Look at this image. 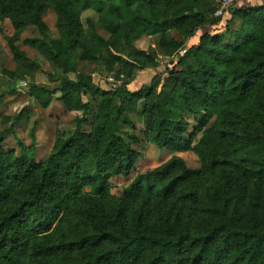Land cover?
<instances>
[{"label": "trees", "instance_id": "trees-1", "mask_svg": "<svg viewBox=\"0 0 264 264\" xmlns=\"http://www.w3.org/2000/svg\"><path fill=\"white\" fill-rule=\"evenodd\" d=\"M216 2L0 0V24L14 28L8 42L17 66L7 76L28 81L31 96L49 107L54 92L36 85L41 67L19 49L23 42L62 70L56 91L64 108L92 113L90 132L78 119L75 133L58 138L42 161L34 129L29 147H4L31 112L2 119L14 125L0 129V264H264V4L232 8L239 27L227 29L225 41L200 33L221 20ZM51 10L57 38L43 19ZM91 10L97 20L84 23ZM30 29L40 37L24 38ZM154 35L168 58L185 53L131 92L139 72L161 66L157 53L135 47ZM99 61L110 72L119 67L123 87L103 90L78 70ZM131 112L144 131L127 139ZM188 116L199 121L192 134ZM144 143L192 151L202 165L191 169L174 155L139 175L122 198L112 196L111 179L131 174L142 156L134 146Z\"/></svg>", "mask_w": 264, "mask_h": 264}, {"label": "rangeland", "instance_id": "rangeland-1", "mask_svg": "<svg viewBox=\"0 0 264 264\" xmlns=\"http://www.w3.org/2000/svg\"><path fill=\"white\" fill-rule=\"evenodd\" d=\"M254 1V0H252ZM264 2V0H259ZM215 6L218 7L217 2ZM240 6L236 7L239 8ZM231 10L226 12L219 23L215 26L206 27L200 33L204 32H218L225 41H230L231 37L226 33L227 29L235 30L239 27V21L233 19ZM88 17L95 18L97 20L98 14L96 11H88L83 15V22H86ZM44 22L47 29L51 32L52 36L57 38L58 32L56 29V15L51 10L44 16ZM100 33L105 34L102 30ZM14 34V28L9 20H5L0 24V129H9L14 123H10L3 126L1 121L5 117H14L23 111L31 112L29 121L22 122L21 125H15L14 130L6 136L4 147L7 150H15L17 153L21 150V145L29 147L32 143L31 133L35 130L36 138V160H45L52 152L54 145L58 138L67 139L70 138L76 131L77 120L85 118L86 121L83 124V129L86 132H90L92 113L83 115L82 113L68 112L62 102L60 101V94L56 91L59 82L56 79L61 78L64 74L62 70L54 67L44 57H42L37 51L26 46L23 42L18 43L19 49L27 54L32 60L37 62L41 70L36 75V85L39 88H43L49 92H54L52 102L49 107L44 108L30 93L29 82L25 81H13L6 72H11L16 69V61L11 52L8 39ZM170 36L177 37L175 32H171ZM39 34L35 30H27L24 34V38H38ZM159 35L144 36L140 41L135 44V47L139 50L149 51L157 53L161 66L155 70H147L139 72L134 80L128 85V89L131 92H137L143 86L150 85L153 78L157 75H163L173 67H177V57L179 54L185 53V50L175 54L173 58H168L158 47ZM174 61V63L172 62ZM78 70L89 74L93 82L101 89L106 91H116L123 87L125 84L124 78L118 77L119 67H116L114 72H110L104 61L97 63L82 62L78 65ZM69 77L74 79L75 74H69ZM13 90L15 92H13ZM130 117L133 121L131 127H124L122 134L128 139L126 134L140 135L144 131V126L138 113L131 112ZM190 121V131L192 134L199 126V121L191 116H188ZM213 125V124H212ZM201 136L198 135V139ZM141 154V158L138 159L134 165V169L129 176L118 177L111 179L112 184V196L122 198L124 196V189L130 185L139 175L146 174L153 171L159 166L169 161L174 155L181 157L191 169H199L201 167V161L197 155L190 151L185 153L173 154L165 150H160L157 146L151 143H144L143 146H134ZM144 185L148 186V182L144 181ZM153 206H156L155 202H152ZM165 204V203H164ZM162 204V205H164ZM165 210L170 207L164 206ZM152 208L150 207L148 221L152 222ZM187 214V211L184 212ZM184 214V217H185ZM188 215V214H187Z\"/></svg>", "mask_w": 264, "mask_h": 264}, {"label": "built area", "instance_id": "built-area-1", "mask_svg": "<svg viewBox=\"0 0 264 264\" xmlns=\"http://www.w3.org/2000/svg\"><path fill=\"white\" fill-rule=\"evenodd\" d=\"M252 0H218V7L215 13V17H222L226 12L232 8H236L242 4V2H248Z\"/></svg>", "mask_w": 264, "mask_h": 264}, {"label": "crops", "instance_id": "crops-1", "mask_svg": "<svg viewBox=\"0 0 264 264\" xmlns=\"http://www.w3.org/2000/svg\"><path fill=\"white\" fill-rule=\"evenodd\" d=\"M263 4H264V2H262V1L254 0V1H248L246 5H247V7H256V6H261Z\"/></svg>", "mask_w": 264, "mask_h": 264}]
</instances>
